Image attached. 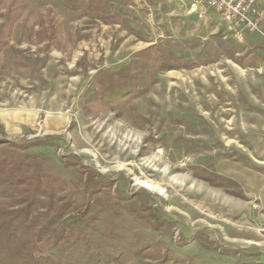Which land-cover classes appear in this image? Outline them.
<instances>
[{"label":"rangeland","instance_id":"rangeland-1","mask_svg":"<svg viewBox=\"0 0 264 264\" xmlns=\"http://www.w3.org/2000/svg\"><path fill=\"white\" fill-rule=\"evenodd\" d=\"M133 1L124 17L136 35L27 0L0 54V139L56 138L32 150L45 168L74 182L79 172L61 158L75 156L118 200L101 195L90 211L66 215L55 235L68 224L76 232L60 244L51 234L45 249L55 264H264V36L193 0ZM51 12L69 27L48 51L37 35ZM161 40L208 64L163 73L122 117L88 110L98 71L115 72Z\"/></svg>","mask_w":264,"mask_h":264},{"label":"trees","instance_id":"trees-1","mask_svg":"<svg viewBox=\"0 0 264 264\" xmlns=\"http://www.w3.org/2000/svg\"><path fill=\"white\" fill-rule=\"evenodd\" d=\"M46 2L58 4L75 18H88L109 26L118 25L136 35L124 17V9L134 6L133 0ZM117 2H120L121 9L117 8ZM0 11H4L0 12L1 54L9 46L15 26L28 14L27 0H0ZM27 16L29 19L30 14ZM68 22L56 17L53 12L43 20L42 31L37 36L41 43H46V50H59L62 47ZM159 43L135 53L124 67L115 72L98 71L92 78L94 88L87 100L88 110L95 114L113 112L122 117L131 110L133 101L151 92L163 73L193 70L208 64L204 60L185 61L175 55L172 48L182 47L177 43L170 44L164 40ZM13 62L19 68H27L19 57L14 58ZM137 120L142 122L144 119ZM55 141L53 137L22 142L0 139V264H55L44 244L51 241V234L60 244L70 238L67 230L76 232V228L68 224L56 236L55 227L61 220L71 213L90 211L99 204L98 196L116 199L110 186L97 180L93 170L75 156L61 158L65 167L79 172L74 182L50 173L45 168L46 158L32 150L53 147ZM154 143L162 145V141ZM193 170L196 176L202 178L201 169L195 167ZM203 178L215 186L227 184L219 177Z\"/></svg>","mask_w":264,"mask_h":264},{"label":"built area","instance_id":"built-area-1","mask_svg":"<svg viewBox=\"0 0 264 264\" xmlns=\"http://www.w3.org/2000/svg\"><path fill=\"white\" fill-rule=\"evenodd\" d=\"M196 6L209 8L223 15L235 28L249 33H260L264 11L258 8L257 0H193ZM200 17H204L201 13ZM240 36L243 37V33Z\"/></svg>","mask_w":264,"mask_h":264},{"label":"bare ground","instance_id":"bare-ground-1","mask_svg":"<svg viewBox=\"0 0 264 264\" xmlns=\"http://www.w3.org/2000/svg\"><path fill=\"white\" fill-rule=\"evenodd\" d=\"M146 187H148V189H151L150 186H146Z\"/></svg>","mask_w":264,"mask_h":264},{"label":"crops","instance_id":"crops-1","mask_svg":"<svg viewBox=\"0 0 264 264\" xmlns=\"http://www.w3.org/2000/svg\"><path fill=\"white\" fill-rule=\"evenodd\" d=\"M263 25H264V23H263Z\"/></svg>","mask_w":264,"mask_h":264}]
</instances>
